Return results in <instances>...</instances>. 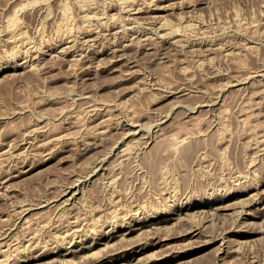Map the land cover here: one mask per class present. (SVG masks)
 Masks as SVG:
<instances>
[{
  "label": "rangeland",
  "instance_id": "1",
  "mask_svg": "<svg viewBox=\"0 0 264 264\" xmlns=\"http://www.w3.org/2000/svg\"><path fill=\"white\" fill-rule=\"evenodd\" d=\"M121 1L0 0V264H43L34 256L57 251L53 244L66 235L64 250L75 249L68 264H100L96 255L109 261L140 242L143 253L116 264H264V0H136L133 7ZM65 14L72 18L67 27ZM58 25L70 27V38H61ZM118 50L123 57L109 62ZM130 120L137 130L130 131ZM71 187L78 194L68 200ZM186 203L196 204L194 211L182 209ZM179 214L185 218L176 220ZM162 215L165 247H148L159 226L139 230L143 238L137 231L100 239ZM197 218L206 227L188 234Z\"/></svg>",
  "mask_w": 264,
  "mask_h": 264
},
{
  "label": "bare ground",
  "instance_id": "2",
  "mask_svg": "<svg viewBox=\"0 0 264 264\" xmlns=\"http://www.w3.org/2000/svg\"><path fill=\"white\" fill-rule=\"evenodd\" d=\"M120 1H121V0H120ZM122 1H123V3L125 4V5H123V6H126V5L128 6L129 4H131V5H132V4L136 5V3L138 2V1L136 2V0H122ZM122 1H121V2H122ZM141 1H142V0H141ZM141 1H140V2H141ZM146 1H153V2L156 1V2H161V1H164V0H146ZM156 2H155V3H156ZM155 3H154V4H155ZM168 3H170V2L168 1ZM168 3H167L166 5H168ZM119 4H120V2H119ZM144 4H145V3H144ZM146 4H147V2H146ZM146 4H145V5H146ZM150 4H151V3H150ZM162 4L164 5V3H162ZM170 4H171V3H170ZM148 5H149V3H148ZM160 5H161V4H160ZM166 5H164V6L166 7ZM139 6H140V3H139ZM142 6H144V5H142ZM155 6H156V5H155ZM155 6H154V8H155ZM132 7H133V5H132ZM132 7H131V9H128V8L126 7V8H127V9H126L127 12H129L131 15L137 14L139 11H138V10H135V9H136L135 6H134L135 9H134V8L132 9ZM157 7H158L159 10L162 9L161 6H159L158 3H157ZM190 7H191V6H190ZM192 7H193V6H192ZM122 8H123V7H122ZM138 8H140V7H138ZM138 8H137V9H138ZM146 8H147V7H146ZM149 8H150V7H149ZM167 8L169 9V6H167ZM167 8H166V9H167ZM120 9H121V8H120ZM151 9H152V7H151ZM163 9H164V8H163ZM166 9H165V10H166ZM123 10H124V8H123ZM126 10H124V13L126 12ZM134 10H135V11H134ZM144 10H145V8H144ZM144 10H143V11H144ZM148 10H149V9H148ZM152 10H153V9H152ZM89 11H91V10H89ZM141 11H142V10H141ZM85 12H87V11H85ZM92 12H93V11H92ZM149 12H151V11H149ZM155 12H156V11H155ZM83 13H84V11H83ZM83 13H82V15H83ZM121 13H122V12H121ZM86 14H88V13H86ZM90 14H91V13H90ZM103 14H105V13H103ZM103 14H102V15H103ZM126 14H127V13H126ZM140 14H141V13H140ZM140 14H139V15H140ZM149 14H150V13H149ZM82 15H81V17H82ZM153 15H154V14H153ZM65 16H66V18L64 19L65 22L63 21V22H64L63 25L66 26V25H69V23H70V25H71V21H72V20H70V19H72V18H71L70 16H69V17H70V18H69L68 15H66V14H65ZM88 16L90 17L89 14H88ZM88 16H87V17H88ZM136 16H137V15H136ZM155 16H156V15L153 16V19H154ZM89 17H88V19H89ZM105 17H106V16H105ZM139 17H140V16H139ZM139 17H138V18H139ZM149 17H150V16H149ZM156 17H157V16H156ZM85 18H86V17H85ZM103 18H104V17H103ZM106 18H107V17H106ZM130 18H133V17H130ZM135 18H136V17H135ZM135 18H134V19H135ZM86 19H87V18H86ZM86 19H85V20H86ZM110 19H111V18H110ZM128 19H129V18H127V20H128ZM139 19H140V18H139ZM157 19H158V18H157ZM157 19H154V21L157 20ZM83 20H84V19H83ZM107 20H109V18H108ZM114 20H115V19H114ZM125 20H126V19H125ZM150 20H151V19H150ZM150 20H149V21H150ZM159 20H160V19H159ZM86 21H87V20H86ZM109 21H110V20H109ZM112 21H113V19H111V23H112ZM116 21H117V20H116ZM118 21H119V20H118ZM131 21H132V20H131ZM157 21H158V20H157ZM161 21H162V20H161ZM119 22H121V20H120ZM122 22H123V21H122ZM124 22H125V21H124ZM128 22H129V21H128ZM137 22H138V21H137ZM137 22H136V23H137ZM163 22H164V21H163ZM60 23H61L60 25H62V22H60ZM103 23H104V22H103ZM103 23H102V25H103ZM113 23H115V22L113 21ZM116 23H117V22H116ZM133 23H134V22H133ZM144 23H145V22H144ZM152 23L154 24V22H152ZM156 23H159V22H156ZM84 24H85V23H84ZM84 24H83V26H84ZM121 24H124V23H121ZM153 24H152V25H153ZM104 25H106V24H104ZM107 25H108V24H107ZM111 25H112V24H111ZM116 25H117V24H115V26H116ZM157 25H158V24H157ZM164 25H166L165 22H164L163 25H162V23H161V26H164ZM87 26H88V25H87ZM108 26H109V25H108ZM115 26H114V27H115ZM121 26H122V25H121ZM66 27H67V26H66ZM66 27H64L65 29L63 28L64 30H62V29H61L62 26H61V28H60L59 25H58V30H59V29L62 30V32H61L62 34H61L60 36H61V38H63V39H64L65 37H69L68 31L70 30V27L68 26V27H69V30H68V31H67V28H66ZM105 27H106V26H105ZM110 27H111V26H110ZM119 27H120V26H119ZM132 27H133V24H132ZM132 27H130V28H132ZM134 27H135V26H134ZM158 27H159V25H158ZM164 27H165V26H164ZM166 27H167V25H166ZM166 27H165V28H166ZM83 28H85V27H83ZM108 28H109V27H108ZM111 28H112V27H111ZM120 28H121V27H120ZM153 28H154V27H153ZM160 28H161V27H160ZM80 29H81V28H80ZM85 29H87V28H85ZM85 29H84V30H85ZM89 29H90V27H89ZM106 29H107V28H105V30H106ZM128 29H129V28H128ZM133 29H134V28H133ZM157 29H158V31H159V30L161 31V29H159V28H157ZM157 29H156V30H157ZM163 29H164V28H163ZM81 30H83V29H81ZM81 30H80V31H81ZM91 30H93V28H92ZM166 30H167V29H166ZM87 31H88V30H87ZM116 31H117V29H116ZM116 31H115V32H116ZM162 31H163V30H162ZM69 32H70V31H69ZM82 32H83V31H82ZM85 32H86V31H85ZM133 32H134V31H133ZM135 32H136V31H135ZM135 32H134V33H135ZM136 33H137V32H136ZM160 33H161V32H159L158 34H160ZM162 33H164V32H162ZM162 33H161V34H162ZM70 34H72V32H71ZM80 34H81V33H80ZM90 34H91V33H90ZM72 35H73V34H72ZM82 35H83V34H82ZM85 35H86V34H85ZM87 35H88V34H87ZM167 35H168V34L166 33V36H167ZM58 36H59V34H58ZM70 36H71V35H70ZM90 36H91V35H90ZM163 36H164V35H163ZM163 36H162V37H163ZM23 37H24V36H23ZM23 37H21L22 42L25 41V43H27L26 41H27L28 39H25V37H24V38H23ZM73 37H74V36H73ZM159 37H160V36H159ZM167 37H169V36H167ZM22 38L25 39V40L23 41ZM69 38H70V37H69ZM19 39H20V38H19ZM71 39H72V38H71ZM74 39H75V38H74ZM168 39H169V38H168ZM21 40H20V42H21ZM61 40H62V39H61ZM140 40H141V39H140ZM63 41H64V40H63ZM70 41H71V40H70ZM125 41H126V40H125ZM143 41H145V40H143ZM162 41H163V40H162ZM167 41H168V40H167ZM181 41H182V40H181ZM66 42H67V41H66ZM66 42H65V43H66ZM131 42H133V40H132ZM140 42H142V41H140ZM165 42H166V41H165ZM185 42H186V41H185ZM18 43H19V42H18ZM25 43H22V44L25 45ZM29 43H30V42H29ZM29 43H28V44H29ZM62 43H63V42H62ZM69 43H70V42H69ZM69 43H68V46H70ZM127 43H128V42H127ZM143 43H145V42H143ZM73 44H74V43H73ZM86 44H87V43H86ZM122 44H123V43H122ZM161 44H162V42H161ZM161 44H160V45H161ZM171 44H172V43H171ZM186 44H188V43H186ZM190 44H191V43H190ZM190 44H189V45H190ZM31 45H32V44H31ZM58 45H59V42H58ZM61 45H62V44H61ZM119 45H120V44H119ZM119 45H118V46H119ZM123 45H127V44L125 43V44H123ZM129 45H130V44H129ZM164 45H165V43H164ZM164 45H162V46H164ZM172 45H173V44H172ZM174 45H175V44H174ZM192 45H193V44H192ZM194 45H195V44H194ZM21 46H22V45H21ZM65 46H66V45H65ZM68 46H66V47H68ZM75 46H76V45H75ZM115 46H116V45H115ZM183 46H184V45H183ZM186 46H187V47H190L191 45H190V46L186 45ZM25 47H26V46H25ZM58 47H59V46H58ZM62 47H63V45H62ZM62 47H61V48H62ZM66 47H65V48H66ZM83 47H84V46H83ZM85 47H86V46H85ZM119 47H120V46H119ZM121 47H122V46H121ZM193 47H194V46H193ZM195 47H196V45H195ZM195 47H194V48H195ZM17 48H18V50H19V46H18ZM20 48H22V47H20ZM28 48H30V47H28ZM31 48H32V47H31ZM31 48H30V49H31ZM55 48H56V47H55ZM61 48H60V50H61ZM71 48H72V47H71ZM73 48H77V46H76V47H73ZM81 48H82V47H81ZM123 48H125V47H123ZM123 48H122V50H123ZM160 48H162V47H160ZM190 48H191V47H190ZM194 48H192V49L194 50ZM78 49H80V48H78ZM83 49H84V48H83ZM102 49H103V48H102ZM105 49H106V48H105ZM107 49H108V48H107ZM116 49H117V48H116ZM119 49H121V48H119ZM125 49H126V48H125ZM125 49H124V50H125ZM195 49H196V48H195ZM22 50H23V49H22ZM22 50H21V51H22ZM26 50H27V48H26ZM54 50H55V49H54ZM56 50H57V49H56ZM60 50H58V51H60ZM64 50H65V49H64ZM72 50H73V52H74V49H72ZM85 50H86V49H85ZM100 50H101V49H100ZM100 50H99V51H100ZM122 50L114 51V55H112V56H113V59L111 58V61H109V62H114V60H115V62H116V61L120 60V59L123 57V54H122L123 52L120 53V51H122ZM127 50H128V49H127ZM15 51H16V49H15ZM28 51H29V50H28ZM62 51H63V50H62ZM66 51H67V48H66ZM66 51H65V53H66ZM70 51H71V50H70ZM77 51H79V50H77ZM95 51H96V50H95ZM97 51H98V49H97ZM16 52H17V51H16ZM22 52H23V51H22ZM22 52H21V54H22ZM31 52H32V51H31ZM31 52H30V53H31ZM51 52H52V51H51ZM53 52H54V51H53ZM56 52H57V51H56ZM73 52H72V53H73ZM80 52H81V50H80ZM124 52H125V51H124ZM126 52H127V51H126ZM126 52H125V53H126ZM18 53H19V51H18ZM59 53H62V52L60 51ZM75 53H76V52H75ZM78 53H79V52H78ZM90 53H91V51L89 52V54H90ZM98 53H99V52H98ZM107 53H108V52H107ZM109 53H111V52H109ZM14 54H15V53H14ZM28 54H29V53H28ZM28 54H27V55H28ZM83 54H84V53H83ZM87 54H88V53H87ZM87 54H85V56H86ZM89 54H88V55H89ZM92 54H93V49H92ZM104 54H105V53H104ZM126 54H127V53H126ZM16 55H17V54H16ZM24 55H25V54H24ZM24 55H23V56H24ZM78 55H79V54H78ZM88 55H87V57H88ZM96 55H97V54H96ZM100 55H101V54H100ZM106 55H107V54H106ZM109 55H110V54H109ZM80 56H82V55H80ZM83 56H84V55H83ZM94 56H95V55H94ZM125 56H127V55H125ZM125 56H124V57H125ZM25 57H26V55L24 56V58H25ZM30 57H31V56H30ZM99 57H100V56H99ZM19 59H20V58H19ZM26 59H27V58H26ZM79 59H81V57H80ZM87 59H88V58H87ZM87 59H86V60H87ZM91 59H92V58H91ZM24 60H25V59H24ZM81 60H82V59H81ZM81 60H80V61H81ZM86 60H85V61H86ZM100 60L102 61V60H104V59H101V58H100ZM100 60H98V61H100ZM124 60H125V59H124ZM126 60H129V59H126ZM30 61H31V60H30ZM87 61H88V60H87ZM105 61H108V60H105ZM105 61H103V62H105ZM82 62H84V61H82ZM94 62H95V61H94ZM109 62H107V64H108ZM115 62H114V63H115ZM120 62H121V61H120ZM123 62H124V61H123ZM123 62H122V63H123ZM129 62H130V61H129ZM129 62H127V63H129ZM28 63H29V62H28ZM79 63L82 64L81 62H79ZM101 63H102V62H101ZM105 63H106V62H105ZM117 63H118V62H117ZM122 63H121V64H122ZM125 63H126V61H125ZM107 64H106V65H107ZM111 64H112V63H111ZM115 64H116V63H115ZM90 65H91V63H90ZM90 65H89V66H90ZM93 65H94V63H93ZM97 65H98V64H97ZM106 65H105V66H106ZM123 65H124V64H123ZM123 65H122V66H123ZM125 65H126V64H125ZM129 65H130V63H129ZM82 66H83V65H82ZM95 66H96V65H95ZM103 66H104V64H103ZM117 66H118V65H116V67H117ZM126 66H127V65H126ZM108 67H109V66H108ZM111 67H112V66H111ZM127 67H128V66H127ZM131 68H132V66H131ZM131 68H130V69H131ZM83 69H85V68H83ZM88 69H89V68H88ZM94 69H95V68H94ZM97 69H98V68H97ZM99 69H100V68H99ZM84 71L87 72L86 70H84ZM127 71H128V70H127ZM129 71H130V70H129ZM90 72H91V71H90ZM130 73H131V72H130ZM86 74H87V73H85V75H86ZM234 81H235L234 83H237V84H239V83H243V81L240 82V80H234ZM232 83H233V82H232ZM167 93H168V92H167ZM91 109H93V108L90 107L89 110H91ZM91 111H94V110H91ZM95 111H96V108H95ZM95 111H94V112H95ZM94 112H93V113H94ZM96 112H97V111H96ZM167 115H168V114H167ZM104 116H105V115H104ZM164 116H165V115H164ZM168 116H169V115H168ZM168 116H167V117H168ZM127 118H128V116H127ZM128 120H129V118H128ZM159 120H160V119H159ZM164 120H166V118H164ZM130 121H131V120H130ZM162 121H163V119H162ZM127 122H128V121H127ZM129 123H131V124L129 125V129H130V131H135V130L138 129L139 124H137V123H135V122H133V121H131V122H129ZM126 124H127V123H126ZM155 126H156V125H155ZM127 127H128V126H127ZM105 128H106V127H105ZM105 128H104V126H103V128H100V130H99L98 132H96V131H95V132H96L97 134L103 133V131H104ZM154 128H155V127H154ZM158 128H159V127H158ZM139 129H140V128H139ZM156 129H157V127H156ZM33 130H34V129H33ZM36 130H37V129H36ZM97 130H98V129H97ZM158 130H159V129H158ZM156 131H157V130H156ZM93 132H94V131H93ZM93 132H92V133H93ZM159 132H160V130H159ZM159 132H158V133H159ZM34 133H36V132L34 131ZM96 133H94V134H96ZM104 133H106V132H104ZM152 133H153V132H152ZM160 133H161V132H160ZM32 134H33V131H32ZM94 134H93V135H94ZM154 134H155V132H154ZM27 135H28V134H27ZM101 135H102V134H101ZM160 135H162V133H161ZM29 136H30V135H29ZM31 136H32V135H31ZM97 136H98V135H97ZM97 136H96V137H97ZM152 136H153V135H152ZM157 136H158V135H157ZM26 137H28V136H26ZM90 137H91V136H90ZM93 137H94V136H93ZM99 137H100V135H99ZM29 138H31V137H29ZM55 139H56V138H55ZM93 139H95V138H93ZM97 139H98V138H97ZM56 140H57V139H56ZM153 140H154V139H153ZM151 141H152V138H151ZM29 142H30V141H29ZM31 142H32V141H31ZM146 148H147V147H146ZM124 150L126 151V149H124ZM124 153H126V152H124ZM121 156H125V155L122 154ZM48 159H49V158H48ZM48 159H47V160H48ZM104 160H105V158H104ZM104 160H103V163H105ZM101 161H102V160H101ZM101 161H100V162H101ZM22 164H23V163H22ZM23 165H24V164H23ZM101 165H102V164H101ZM101 165H100V166H101ZM25 166H26V165H25ZM25 166H21V169H22V170L25 169ZM17 167H20V166H17ZM98 168H99V167H98ZM98 168H96V169H98ZM99 169H101V168H99ZM103 169H104V168H103ZM17 170H18V169H17ZM96 171H97V170H95L94 173H95ZM21 172H24V171H21ZM26 172L28 173V171H26ZM14 173H16V172H14ZM18 174H19V173H18ZM15 175H16V174H15ZM15 175H14V176H15ZM242 175H243V174H242ZM243 176H244V175H243ZM246 176H247V175H246ZM10 177H12V174H11V176L9 175V179H10ZM16 177H18V176H16ZM16 177H15V178H16ZM0 178H1V177H0ZM241 178H242V177H240V180H241ZM243 178H244V177H243ZM243 178H242V179H243ZM6 179H7V178H6ZM85 180H86V179H85ZM77 181H78V180H77ZM77 181H76V182H77ZM83 181H84V180H83ZM2 182H3V181H2ZM81 182H82V181H81ZM89 182H90V181H89ZM89 182H88V183H89ZM0 183H1V182H0ZM78 183H80V182H78ZM83 183H84V182H83ZM75 185H77V184H75ZM84 185H85V183H84ZM84 185H83V186H84ZM69 187H70V186H69ZM256 187H257V186H256ZM80 188H81V187H80ZM77 190H78V189H77L76 187H71V188L68 190V192L66 191V192H67L66 194L69 196V198H68V197H66V198H68V200H71V198H74V197L76 196V193L78 192ZM253 190H254V189H253ZM247 191H248V190H247ZM251 191H252V190H249L248 193H251ZM64 194H65V193H64ZM64 194H63V195H64ZM66 194H65V195H66ZM77 194H78V193H77ZM66 198H65V199H66ZM78 199H79V198H78ZM68 200H67V201H68ZM74 201H75V200H74ZM74 201H73V202H74ZM77 201H78V200H77ZM77 201H76V202H77ZM64 202H65V201H64ZM76 202H75V203H76ZM189 202H190V201H189ZM42 203H43V202H42ZM50 203H51V202H50ZM61 203H62V202H61ZM71 203H72V202H71ZM44 204H45V203H44ZM47 204H48V203H47ZM67 204H69V203H67ZM186 204H187V203H186ZM40 205H42V204L40 203ZM69 205H70V204H69ZM75 205H76V204H75ZM35 206H36V205H35ZM38 206H39V205H38ZM63 206H64V205H63ZM195 206H196V204H187V205H184V206L181 207V208L184 209L185 211H187V212L189 213V212H191V211H194V209L196 208ZM245 206H246V205H245ZM29 207H30V206H29ZM43 207H44V205H43ZM66 207H67V206H66ZM72 207H73V206H72ZM241 207H242V206H241ZM247 207H248V206H247ZM24 208L26 209L25 206H24ZM27 208H28V207H27ZM31 208H33V207L31 206ZM47 208H49V207H47ZM61 208H62V207H61ZM70 208H71V207L69 206V209H70ZM242 208H243V207H242ZM242 208L239 209V210H237V211H240V213H241ZM245 208H246V207H245ZM249 208H250V207H249ZM25 209L22 208V212H23ZM204 209H205V208H204ZM243 209H244V208H243ZM30 210H31V209H30ZM178 210H179V209H178ZM200 210H201V209H200ZM205 210H206V209H205ZM205 210H204V212H205ZM217 210L219 211V209H217ZM244 210H245V209H244ZM257 210H258V209H257ZM69 211H70V210H69ZM197 211H198V210H197ZM202 211H203V209H202ZM202 211H201V212H202ZM251 211H252V210H251ZM24 212H26V211H24ZM28 212H29V211H28ZM28 212H27V213H28ZM30 212H31V211H30ZM166 212H167V211H166ZM175 212H176V211H175ZM181 212H182V211H179L180 214H181ZM183 212H184V211H183ZM195 212H196V211H195ZM195 212H194V213H195ZM204 212H203V213H204ZM207 212H208V211H207ZM245 212H246V211H245ZM245 212H243V213H245ZM249 212H250V209H249ZM157 213L159 214V212H157ZM194 213H193V215H194ZM203 213H202V214H203ZM210 213H211V212H209V214H210ZM213 213L215 214V211H213L212 214H213ZM216 213H217V212H216ZM238 213H239V212H238ZM238 213H237V215H238ZM254 213H255V212L253 211V214H254ZM22 214H23V213H22ZM180 214H179V215H180ZM186 214H187V213H186ZM186 214H184V215H186ZM206 214H208V213H206ZM209 214H208V215H209ZM212 214H211V215H212ZM232 214H233V213H231V215H232ZM253 214H252V212H251V213H246V216H247V217H246L245 219H250V217H251ZM256 214H258V213H256ZM154 215H155V214H154ZM181 215H182V214H181ZM181 215H180V219H176V220H178V221L181 220V218L184 216V215H183V216L181 217ZM193 215H192L191 217H193ZM199 215H200V214H199ZM199 215H198L197 217H199ZM215 215H216V214H215ZM234 215H235V214H234ZM244 215H245V214H244ZM165 216H167V215H165ZM204 216H205V213H204ZM239 216H240V215H239ZM242 216H243V215H242ZM242 216H241V217H242ZM256 216H257V215H256ZM171 217H172V216H171ZM187 217H188V216H186V219H187ZM195 217H196V216H195ZM201 217H203V216L201 215ZM201 217H200V218H201ZM209 217H210V219H213L215 216H214V217L212 216L213 218H211V216H209ZM235 217H236V218H234V220H237V218H239V217H237V216H235ZM22 218H23V217H22ZM140 218H144V217H140ZM169 218H170V217H169ZM184 218H185V216H184ZM184 218H183V219H184ZM188 218H190V217H188ZM193 218H194V217H193ZM203 218H204L203 221H205L206 216L203 217ZM232 218H233V217H232ZM254 218H255V217H254ZM26 219H27V218H26ZM116 219H117V218H116ZM198 219H199V218H197L196 220H193V219H192V220H193V223L197 222ZM208 219H209V218H208ZM208 219H207V220H208ZM215 219H216V218H215ZM239 219H240V218H239ZM243 219H244V218H243ZM120 220H121V219H120ZM120 220H119V221H120ZM128 220H129V219H128ZM141 220H142V219H141ZM167 220H168V218H167V217L164 218L163 215H162V216H155V217L152 216L151 219H150V220H147V221H140V219H139V221L136 220V221H134L135 223H129V224H128L127 221H126L127 224L121 225L120 227H118V228L115 229V230H114V228H113V231H110V230H109V232H108V230H107V231H106V234H105L102 238H100V239L103 240V241L106 240V242H110V241H112L115 237H118V236L120 237V235L125 236V237H130V236L133 235L134 233L136 234L137 231L143 229L145 226H146V227H148V226H149V227H153V226H154L155 228H158V227H156V226H159V228H160V227L162 226V225H160V224L163 223V222H165V221H167ZM172 220H173V219H172ZM187 220L189 221V219H187ZM187 220H186V221L183 220V222L185 221V222L187 223ZM190 220H191V218H190ZM201 220H202V219H200V221H201ZM25 221H26V220H25ZM25 221H24V222H25ZM27 221H28V220H27ZM75 221H77V220H75ZM119 221H117V224H118ZM122 221H123V219H122L120 222H122ZM200 221H199V222H200ZM203 221L201 222V224H203ZM212 221H213V220H212ZM212 221H210V222L212 223ZM243 221H244V220H243ZM243 221H242V222H243ZM246 221H247V220H246ZM185 222H184V223H185ZM191 222H192V221H191ZM199 222H197V223H196L195 225H193L191 228H190V225H191V224L189 225L190 230L188 229V231H189L188 234H195V233H196V234H195V236H196V235L200 234L201 231L204 230L203 228H205L206 226L203 227V228H200L199 226H201V225H200ZM206 222H207V221H206ZM247 222H248V221H247ZM247 222H246V223H247ZM68 223H69V222H68ZM198 223H199V226L197 225ZM211 223H210V225H211ZM213 223H214V222H213ZM249 223L251 224V222H248L247 225H248ZM70 224H71V222H70ZM73 224L75 225L74 222H73ZM119 224H121V223H119ZM122 224H123V222H122ZM180 224H181V222H180ZM206 224H207V223H206ZM252 224H253V221H252ZM78 225H79V224H78ZM169 225H170V224H169ZM240 225H242V224H240ZM247 225H246V226H247ZM68 226H69V224H68ZM70 226H71V225H70ZM76 226H77V225H76ZM76 226H75V228H76ZM170 226H171V228H172V226H173L172 223H171ZM208 226H209V225H208ZM211 226H212V225H211ZM244 226H245V225H243V227H244ZM249 226H250V225H249ZM249 226H248V228H249ZM73 227H74V226H73ZM73 227H72V228H73ZM114 227H115V226H114ZM164 227H165V226H164ZM234 227H235V226H234ZM237 227H239V225H238ZM237 227H236V228H237ZM240 227H241V226H240ZM240 227H239V228H240ZM243 227H242V228H243ZM67 228H68V227H67ZM69 228H70V227H69ZM75 228H74V229H75ZM80 228H81V227H80ZM93 228H94V227H93ZM115 228H116V227H115ZM166 228L169 229L170 232H172V230L174 229V228H173V229L171 230V229L168 227V225L166 226ZM236 228H235V229H236ZM239 228H238V229H239ZM244 228H245V227H244ZM248 228H247V229H248ZM74 229H73V230H74ZM95 229H96V228H95ZM95 229H93V230H95ZM152 229H153V228H152ZM152 229H151V230H152ZM186 229H187V228H186ZM186 229H185V230H186ZM201 229H203V230H201ZM230 229H231V227H230ZM67 230H68V229H67ZM75 230H76V229H75ZM81 230H82V228H81ZM87 230H88V229H87ZM87 230H86V231H87ZM90 230H91V232L93 231L92 229H90ZM90 230H89V231H90ZM151 230L148 228V231H149L148 233H150ZM157 230H158V231L153 230V231H155L154 233L152 232L153 234H155V236H152L154 239L151 237L153 240H155V241H154L155 243H153L152 245L149 244L148 247H149V246H163V245H165V244H166V246H167V243H168L167 241L170 240V238H169L168 235H167L168 237H166V235H165V232H166V231L163 230V228H162V229L160 228V229H157ZM161 230H163L164 232L161 231ZM232 230H233V229H232ZM68 231H70V230H68ZM71 231H72V229H71ZM104 231H105V230H104ZM167 231H168V230H167ZM225 231L227 232L228 230L225 229ZM225 231H224V232H225ZM230 231H231V230H230ZM235 231H237V230H235ZM249 231H250V229H249ZM249 231H248L247 233H249ZM72 232H73V231H72ZM107 232H108V233H107ZM142 232H145V233H146L147 231H145V230L143 229ZM158 232H160V233L163 232V234H164L165 237H164V236H156V233L158 234ZM170 232H169V233H170ZM173 232H174V231H173ZM181 232H184V231L182 230ZM185 232H187V231H185ZM64 233H65V232H64ZM66 233H69V232H66ZM66 233H65V234H66ZM75 233H76V231H75ZM86 233H87V232H86ZM86 233H85V234H86ZM96 233H97V232H96ZM137 233H138V232H137ZM139 233H140V231H139ZM152 233H150V234L152 235ZM169 233H168V234H169ZM174 233H175V232H174ZM178 233H180V232H178ZM227 233H228V232H227ZM85 234H84V236H85ZM89 234H90V232H89ZM99 234H100V233H99ZM103 234H104V233H103ZM140 234H141V233H140ZM140 234H138V235H140ZM146 234H147V233H146ZM183 234H184V233H183ZM221 234H222V233H221ZM224 234H225V233H224ZM238 234H239V233H238ZM60 235H61V234H60ZM60 235H59V237H60ZM62 235H64V234H62ZM69 235H70V233L68 234V236H69ZM73 235H74V234H73ZM75 235H77V234H75ZM78 235H79V234H78ZM80 235H81V234H80ZM80 235H79V236H80ZM91 235H92V234H91ZM141 235H142V234H141ZM141 235H140V236H141ZM143 235H144V237H145V234H144V233H143ZM143 235H142V238H143ZM148 235H149V234H148ZM148 235H146V236H148ZM158 235H160V234H158ZM169 235H170V234H169ZM171 235H172V233H171ZM173 235H175V234H173ZM176 235H177V233H176ZM219 235H220V234H219ZM71 236H72V235H71ZM93 236H94V235H93ZM98 236H99V235H98ZM101 236H102V235H101ZM122 236H121V237H122ZM135 236H136V235H135ZM179 236H180V235H179ZM223 236H224V235H223ZM226 236H227V235H226ZM59 237L56 236V238H59ZM75 237H76V236H73V239H76ZM87 237H88V236H87ZM87 237H85V238H87ZM95 237H96V236H95ZM121 237H120V238H121ZM125 237H123V240H125ZM170 237H172V236H170ZM174 237H176V236H174ZM218 237L220 238V237H222V235H221V236H218ZM218 237H216V238H218ZM227 237H228V236H227ZM6 238H7V237H6ZM64 238H65V240H66L67 235H66L65 237L62 236V238L59 240L60 243H58V244H53V245H57V246H59L58 249H57V251L54 250V249H53L54 251H53V250H48V251H46V252H43V253L40 254L39 256L36 255L37 257L34 256V260H35V259H39V260H41V261H44L45 264H55V263L57 264V262H58L59 260H60L61 262L65 260V261H66L65 263H67V264H68V262L70 263L71 260L68 261V260H66L65 257H69L70 254L74 253V251H72L74 248H73L72 250H70L69 248H68L67 250H64V245L66 244V243H65V244L63 245V243H64L63 241H65ZM82 238H83V237H82ZM85 238H84V239H85ZM131 238L134 239L135 237L132 236ZM131 238H130V239H131ZM172 238H173V237H172ZM181 238H182V237H181ZM216 238H215V239H216ZM126 239H128V238H126ZM130 239H129L128 241H130ZM138 239H139V238H138ZM138 239L134 240V242H133V240L130 241V242H132V245H133V243L138 242ZM146 239H148V237H146ZM215 239H212V240H215ZM228 239H230V238H228ZM78 240H79V238H78ZM90 240H91V239H90ZM95 240H96V239H95ZM120 240H122V239H120ZM142 240H143V239L140 238V241H142ZM212 240H211V241H212ZM224 240H225V238H224ZM3 241H6V239L3 240ZM7 241H8V240H7ZM7 241H6V243H7ZM9 241H10V240H9ZM9 241H8V243L11 242V241H10V242H9ZM53 241L55 242V240H53ZM73 241H74V240H73ZM88 241H89V240H88ZM96 241H97V240H96ZM96 241L93 242V244H90V245H88V246H85V249H87L86 251H91V250L93 249V246H94V244L96 243ZM126 241H127V240H126ZM145 241H146V240H145ZM147 241H149V240H147ZM221 241H222V240H221ZM225 241H226V240H225ZM67 242H68V240H67ZM114 242L116 243V240H114ZM142 242H144V241H142ZM149 242H150V241H149ZM166 242H167V243H166ZM222 242H223V241H222ZM228 242H229V241H228ZM91 243H92V242H91ZM100 243H101V242H100ZM100 243H99V244H100ZM146 243H147V242H146ZM164 243H165V244H164ZM169 243H170V242H169ZM2 244H4V242H3ZM33 244H34V243H33ZM67 244H68V243H67ZM112 244H113V242H112ZM130 244H131V243H130ZM222 244H224V243H222ZM228 244H229V243H228ZM0 245H1V244H0ZM4 245H5V244H4ZM6 245H7V244H6ZM29 245H30V243H29ZM31 245H32V243H31ZM35 245H36V244H35ZM35 245H34V246H35ZM70 245H72V244H70ZM83 245H85V244H83ZM110 245H111V244H110ZM128 245H129V244H128ZM132 245H131V246H132ZM9 246H10V245H9ZM11 246H12V244H11ZM11 246H10V247H11ZM32 246H33V245H32ZM32 246H30V248H31ZM36 246H37V245H36ZM75 246H76V245H75ZM104 246H105V248H107V246H109V243H108V245H107V244L105 245V243H104ZM113 246H114V244H113ZM113 246L111 245L112 249H113ZM115 246H117V245H115ZM115 246H114V248H117V249L120 248V247L118 248V247H115ZM126 246H127V245H126ZM126 246H124L123 248L125 249ZM131 246L129 245V247H131ZM0 247H4V246L1 245ZM6 247H8V246H6ZM21 247H22V248H21ZM23 247H25V246L22 245V246H19V247H17V248H20V249H25V248H26V247H25V248H23ZM27 247H29V246H27ZM46 247H47V246H46ZM46 247H45V248H46ZM80 247H81V246H80ZM83 247H84V246H83ZM111 247H109V249H110ZM129 247H128V248H129ZM163 247H165V246H163ZM163 247H162V248H163ZM8 248H9V247H8ZM54 248H55V247H54ZM65 248H66V247H65ZM146 248H147V245H143V244L140 242V243L134 244L131 248H129V252H128L125 256H122L121 254H119L120 256H116V255H115V256H116V257H115V256L113 255L115 258H113L112 260L109 259V261H108V260L106 261V259H103L104 256H103L102 258H100L99 260H98V259H95V258H98L99 255H98V256L96 255L97 257L95 256V258H94V256H93L92 258H94L95 261L97 260L98 263H100V264H104V263H106V262H110V261H111L113 264H114V262H115V264H116V262L121 261V258H123V257H125V259H126V258H130V257H134V256H136L137 254L143 253V251H144ZM160 248H161V247H160ZM221 248H224V247H221ZM12 249H16V248L13 247ZM20 249H18L19 251H18V250H16V251H18V252H22V251H20ZM40 249H41V248H40ZM48 249H50V248H48ZM55 249H56V248H55ZM79 249H80V248H79ZM95 249H96V248H95ZM112 249H110V250L112 251ZM157 249H158V248H157ZM227 249H228V248H227ZM25 250H26L25 252L27 253V251H28L29 249H28V250L25 249ZM42 250H43V249H42ZM74 250H75V249H74ZM110 250H109V253H112V254H113L114 249H113L112 252H110ZM120 250H121V252L123 251L122 249H120ZM126 250H127V247H126ZM222 250H223V249H222ZM0 251H1V250H0ZM11 251H12V250H11ZM14 251H15V250H14ZM40 251H41V250H40ZM2 252H3V251H2ZM23 252H24V251H23ZM28 252H29V251H28ZM78 252L80 253V250H79ZM96 252H98V251L96 250L95 253H96ZM115 252H118V253H119L120 251H119V250H118V251L115 250ZM121 252H120V253H121ZM227 252H228V251H227ZM231 252H232V251H231ZM40 253H41V252H40ZM75 253H76V252H75ZM88 253H89V252H88ZM93 253H94V252H93ZM95 253H94V254H95ZM125 253H126V252H125ZM8 254L11 256L10 252H9ZM12 254H13V253H12ZM14 254H15V255H18L16 252H14ZM20 254L22 255L23 253H20ZM76 254H77V253H76ZM85 254H86V253H85ZM90 254H91V252H90ZM94 254H92V255H94ZM96 254H97V253H96ZM98 254H99V253H98ZM15 255H14V256H15ZM72 255L74 256L75 254H72ZM83 255H84V254H83ZM83 255H82V256H83ZM103 255H105V253H104ZM106 255H107V253H106ZM108 255H109V254H108ZM117 255H118V254H117ZM3 256H4V255H3ZM7 256H8V255H7ZM7 256H6V254H5L4 257H7ZM79 256H80V255H79ZM82 256H80L81 258L79 257V259H82ZM86 256H88V255H85V257H86ZM100 256H101V255H100ZM163 256H166V255H163ZM70 257H71V256H70ZM85 257H84V258H85ZM89 257H91V255H89L86 259H88ZM105 257H106V256H105ZM107 257L109 258V256H107ZM111 257H112V256H111ZM141 257H142V256H140L139 258H141ZM2 258H3V257H2ZM2 258H1V259H2ZM13 258H14V257H13ZM30 258H31V257H30ZM64 258H65V259H64ZM76 258H77V256H76ZM139 258H137L138 261L141 260V259H139ZM1 259H0V260H1ZM25 259H26V258H25ZM31 259H33V258H31ZM31 259H29V260H31ZM61 259H64V260H61ZM67 259H68V258H67ZM86 259H85V260H86ZM89 259H90V258H89ZM153 259H155V258H153ZM4 260L6 261V259H4ZM7 260H8V258H7ZM9 260H11V259H9ZM29 260H28V261H29ZM82 260H83V259H82ZM126 260H127V259H126ZM12 261H13V260H12ZM60 261H59V262H60ZM67 261H68V262H67ZM87 261H88V260H87ZM2 262H3V260H2ZM26 262H27V260H26V261L23 260V261L20 262V263H21V264H25ZM88 262L91 264L90 260H89ZM88 262H84V263L81 262V264H87ZM44 263H43V264H44ZM65 263H64V264H65ZM72 263H73V261H72ZM92 263H93V259H92ZM6 264H7V263H6ZM10 264H12V263H10ZM61 264H62V263H61ZM75 264H76V263H75ZM78 264H79V263H78ZM119 264H120V263H119ZM143 264H144V263H143ZM150 264H151V263H150Z\"/></svg>",
  "mask_w": 264,
  "mask_h": 264
}]
</instances>
